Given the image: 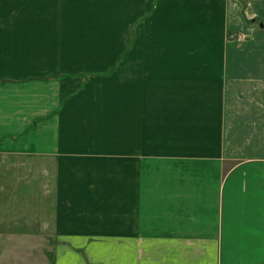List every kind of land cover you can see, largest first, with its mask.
<instances>
[{
	"label": "crops",
	"instance_id": "0c3cea01",
	"mask_svg": "<svg viewBox=\"0 0 264 264\" xmlns=\"http://www.w3.org/2000/svg\"><path fill=\"white\" fill-rule=\"evenodd\" d=\"M0 159L52 264H264V0H0Z\"/></svg>",
	"mask_w": 264,
	"mask_h": 264
},
{
	"label": "rangeland",
	"instance_id": "374dc122",
	"mask_svg": "<svg viewBox=\"0 0 264 264\" xmlns=\"http://www.w3.org/2000/svg\"><path fill=\"white\" fill-rule=\"evenodd\" d=\"M2 161L5 159H0V264H52L57 241L50 234L49 211H45L50 204L46 200L50 185L22 170L13 174Z\"/></svg>",
	"mask_w": 264,
	"mask_h": 264
}]
</instances>
